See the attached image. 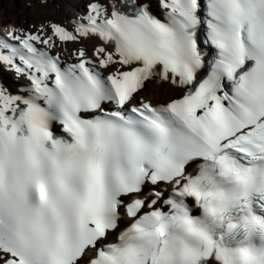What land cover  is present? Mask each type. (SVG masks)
I'll use <instances>...</instances> for the list:
<instances>
[{"label":"snow or ice","instance_id":"6c2138e0","mask_svg":"<svg viewBox=\"0 0 264 264\" xmlns=\"http://www.w3.org/2000/svg\"><path fill=\"white\" fill-rule=\"evenodd\" d=\"M65 4L0 35V264H264V0Z\"/></svg>","mask_w":264,"mask_h":264},{"label":"bare ground","instance_id":"6f19581e","mask_svg":"<svg viewBox=\"0 0 264 264\" xmlns=\"http://www.w3.org/2000/svg\"><path fill=\"white\" fill-rule=\"evenodd\" d=\"M75 2L80 3L81 5L86 2V0H75ZM102 3L110 4L113 2V0H101ZM40 7V13L42 16V20L35 26L39 27L42 23H48V22H56L60 23L66 27L69 28V30H72V23L71 20L69 19V16L62 17L61 14L63 12L68 11L69 14L76 12L75 8L69 7L67 4H65V7L61 8L60 7V0H55V3L50 2L49 6L47 8ZM81 15H84V11L81 9L80 12ZM4 19H0V31L1 33H5L7 29L10 26L13 27H22L24 29H28L24 23H18L15 21H11V23H8L7 25H4ZM6 26L3 28L2 26ZM31 29V28H29ZM102 42L99 41L98 38L95 37H87V38H82L80 40H77L75 42L69 41L66 43H59L58 47L61 50L62 58H67V52L72 51L75 52L78 48L83 47L89 52L95 47L99 46ZM71 62V61H70ZM0 76H5L9 79V81H12L14 83H28L26 80L20 79L19 81L16 80L15 74L13 72H0ZM9 76V77H8ZM167 91V90H166ZM146 99L156 103L158 101H163L167 99V95L165 94L164 91L161 90L160 87L149 84L147 89L141 93Z\"/></svg>","mask_w":264,"mask_h":264},{"label":"rangeland","instance_id":"374dc122","mask_svg":"<svg viewBox=\"0 0 264 264\" xmlns=\"http://www.w3.org/2000/svg\"><path fill=\"white\" fill-rule=\"evenodd\" d=\"M39 5V0H0V19H4L5 24L15 21L24 23L28 29L33 28L42 20ZM68 14L65 11L61 16Z\"/></svg>","mask_w":264,"mask_h":264}]
</instances>
